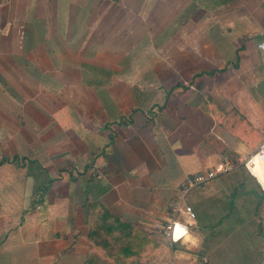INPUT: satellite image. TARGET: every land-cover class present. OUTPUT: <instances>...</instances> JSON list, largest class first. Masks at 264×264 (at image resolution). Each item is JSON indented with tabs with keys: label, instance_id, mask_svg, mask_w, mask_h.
<instances>
[{
	"label": "crops",
	"instance_id": "obj_1",
	"mask_svg": "<svg viewBox=\"0 0 264 264\" xmlns=\"http://www.w3.org/2000/svg\"><path fill=\"white\" fill-rule=\"evenodd\" d=\"M263 36L264 0H0V264H132L88 246L100 207L160 243L148 264H264L222 239L264 192L242 163L264 138ZM224 160L181 199L195 217L175 213ZM218 180L228 194L206 192Z\"/></svg>",
	"mask_w": 264,
	"mask_h": 264
},
{
	"label": "trees",
	"instance_id": "obj_2",
	"mask_svg": "<svg viewBox=\"0 0 264 264\" xmlns=\"http://www.w3.org/2000/svg\"><path fill=\"white\" fill-rule=\"evenodd\" d=\"M227 117L224 124L230 130L243 134V125L249 124L246 119L235 109ZM87 238L88 246H99L107 256H115L122 259L121 262L130 260L132 264H148L156 257L160 247V243L142 227L122 220L105 207L90 212ZM148 244L149 248L146 247ZM90 259L91 264H100L102 258L93 253ZM102 262L106 264L108 261Z\"/></svg>",
	"mask_w": 264,
	"mask_h": 264
},
{
	"label": "rangeland",
	"instance_id": "obj_3",
	"mask_svg": "<svg viewBox=\"0 0 264 264\" xmlns=\"http://www.w3.org/2000/svg\"><path fill=\"white\" fill-rule=\"evenodd\" d=\"M264 94V93H263ZM257 147V146H256ZM255 147V148H256ZM256 178V177H255ZM256 180L258 181L259 185L258 187H262L260 181L256 178ZM219 181V182H218ZM217 183H215V185L213 187H210L207 189L206 192L209 193H214V192H220L221 194H228V190H227V183H221L220 180H218ZM231 186H230V190H229V194H239L242 190L241 184H239L237 181H232L230 182ZM263 188V187H262ZM202 189H200L199 187L195 186L194 187V199L198 198V196L200 195V191ZM197 191V192H196ZM261 195L260 196H256V197H251L252 202H249L248 204L243 205L244 209H245V221L242 222V224L240 222H237L238 225H242L240 232L237 231V233L235 234V229L232 227L234 225L232 224V221L230 219L228 220H223V226L225 229L229 226V228L231 229L230 231H232V234L230 237H228L226 234V236H224L222 239H224V244H226V248L227 249H232V250H237L240 246L246 245V247L252 249L253 251H260L263 250L264 251V192L261 191ZM187 197V194L185 196V198ZM230 198V201L233 202L232 197L229 195L228 199ZM231 205V203H230ZM205 206H209L208 204H203L200 208L201 211V217H205L206 215H208L205 211ZM233 208V207H232ZM242 211V209H241ZM227 212V211H226ZM235 213L239 212L237 209L234 210ZM222 214V213H221ZM211 216H214L211 215ZM220 216V215H219ZM219 216H214L215 218H218ZM233 215L230 216V218H232ZM199 223L198 226H201L203 224H208L209 228L212 224H216L217 220H211L210 216L207 218V221H201L200 218H197ZM242 235V236H241ZM241 236V237H240ZM217 241L218 238H211V241ZM202 242H204V247H205V242L206 239L205 237L202 239ZM216 244H219L218 242H216ZM223 244V243H222ZM248 250V249H247ZM205 251V248L202 250Z\"/></svg>",
	"mask_w": 264,
	"mask_h": 264
},
{
	"label": "built area",
	"instance_id": "obj_4",
	"mask_svg": "<svg viewBox=\"0 0 264 264\" xmlns=\"http://www.w3.org/2000/svg\"><path fill=\"white\" fill-rule=\"evenodd\" d=\"M258 48H259L260 57H261V68H262V72L264 73V36L259 40ZM242 163L251 175H253L256 178L258 177L257 173L255 172L256 168L259 167V169H264V138L261 140L258 146L254 148L243 159ZM232 167L233 165L230 163L229 160H224L221 163L220 168H209V169H206L204 171H201L194 175L189 176L181 187L179 199L175 201L174 212L176 213V212L182 211L189 218L195 217V212L193 211L190 205L185 204L183 205L182 208L180 207L181 199L185 196V194L191 188L207 182L208 180L214 178L216 175H218L221 172H227L231 170ZM260 183L264 189L262 182ZM165 228L171 234V237L173 239L180 238L187 231V225L175 218L170 219Z\"/></svg>",
	"mask_w": 264,
	"mask_h": 264
},
{
	"label": "bare ground",
	"instance_id": "obj_5",
	"mask_svg": "<svg viewBox=\"0 0 264 264\" xmlns=\"http://www.w3.org/2000/svg\"><path fill=\"white\" fill-rule=\"evenodd\" d=\"M256 173H257V175L259 176L260 175V177L262 176L261 174H263L264 173V169H259V167H257L256 168ZM263 177V176H262ZM259 178V177H258ZM261 180H263V179H261ZM263 184V183H262Z\"/></svg>",
	"mask_w": 264,
	"mask_h": 264
}]
</instances>
